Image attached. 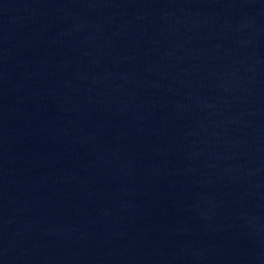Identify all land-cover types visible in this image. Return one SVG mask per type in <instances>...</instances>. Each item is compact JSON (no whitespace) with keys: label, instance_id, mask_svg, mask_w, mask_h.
Listing matches in <instances>:
<instances>
[{"label":"water","instance_id":"water-1","mask_svg":"<svg viewBox=\"0 0 264 264\" xmlns=\"http://www.w3.org/2000/svg\"><path fill=\"white\" fill-rule=\"evenodd\" d=\"M0 264H264V0H0Z\"/></svg>","mask_w":264,"mask_h":264}]
</instances>
